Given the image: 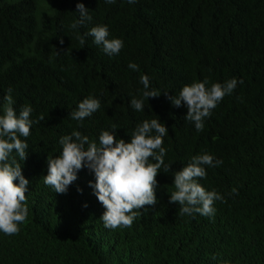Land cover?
<instances>
[{"label": "trees", "instance_id": "1", "mask_svg": "<svg viewBox=\"0 0 264 264\" xmlns=\"http://www.w3.org/2000/svg\"><path fill=\"white\" fill-rule=\"evenodd\" d=\"M78 3L93 19L71 29ZM97 25L124 42L119 54L108 56L91 36L79 43L78 35ZM144 75L161 94L136 111L130 99L143 98ZM233 78L237 87L204 118L202 131L185 119L183 102L174 107L168 99L185 85ZM9 88L17 114L33 109L28 158L12 154L29 180V214L17 234L0 232V264H264V0H0V114ZM89 96L101 108L73 120ZM40 115L45 120L37 123ZM146 119L168 129L171 171L161 169L157 203L141 209L130 228L104 226L86 167L65 194L44 183L62 136L75 130L99 143L116 125L117 139L130 142ZM202 154L222 163L205 165L198 183L224 201H215L213 217L181 215L169 202L174 173Z\"/></svg>", "mask_w": 264, "mask_h": 264}, {"label": "clouds", "instance_id": "2", "mask_svg": "<svg viewBox=\"0 0 264 264\" xmlns=\"http://www.w3.org/2000/svg\"><path fill=\"white\" fill-rule=\"evenodd\" d=\"M127 2L132 4L137 0ZM105 3L115 4L116 0H105ZM77 12L79 19L71 23V29L82 27L93 19L82 3L77 4ZM87 36L93 37L96 45H102L104 53L108 56L119 54L124 47L121 39L108 38L109 30L106 25L94 26L83 35H78L81 45L85 44ZM128 67L133 71L139 70L136 63H129ZM140 82L144 87L143 98L130 99V107L136 111H144L145 99L161 94L159 90H150L147 75L142 76ZM237 83L235 78L224 83H214L211 87H206L207 80L195 82L183 86L178 95L169 96L168 99L174 107H180L183 102L187 106L185 119L193 122L197 131H202L204 118L210 117L218 103L233 93ZM12 91L9 88L3 97L0 114V232L6 235L17 234L20 231L19 225L26 221L29 214L26 206L29 180L22 174L21 164L12 154L15 153L19 161L27 160L26 150L29 145L26 138L30 136L33 124L30 118L32 107L23 106L17 114L13 107L15 101ZM164 93L167 95V91ZM100 108V101L89 96L84 98L78 104V110L70 115L73 120L82 122ZM150 114L155 116L156 112L151 110ZM43 120L44 115H40L36 122ZM116 129L117 126L113 125L112 131H102L99 143L90 141L88 136L75 130L70 135L62 136L59 140L62 152L55 158L48 156L47 175L44 176V183L47 186L58 194H65L69 186L77 180V173L81 169L86 167L94 173L95 183L90 186L93 187L97 200L105 208L100 219L109 229L130 228L141 214V209L155 205L156 177L161 169L164 173L171 171V164L165 163L167 150L163 147V138L168 134V129L159 119L151 121L146 119L142 124H138L130 136V142L117 139ZM221 163L219 160L214 163L213 156L209 154L196 155L181 170L175 171L173 184L176 190L170 193L169 202L179 205L181 215L191 216L197 213L207 217L215 215L214 203L223 202L224 197L215 190H206L198 180L207 176L205 165L214 167ZM17 180L18 184L15 183ZM232 193L238 194V190L233 188Z\"/></svg>", "mask_w": 264, "mask_h": 264}]
</instances>
